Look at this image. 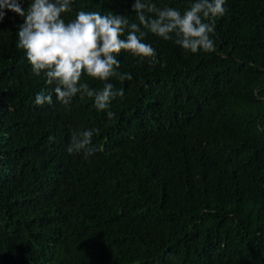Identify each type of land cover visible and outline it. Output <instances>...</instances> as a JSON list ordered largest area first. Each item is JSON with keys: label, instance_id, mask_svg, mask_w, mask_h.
I'll use <instances>...</instances> for the list:
<instances>
[{"label": "trees", "instance_id": "1", "mask_svg": "<svg viewBox=\"0 0 264 264\" xmlns=\"http://www.w3.org/2000/svg\"><path fill=\"white\" fill-rule=\"evenodd\" d=\"M183 13L195 0H151ZM29 0H23L27 9ZM134 0H74L124 14ZM215 51L151 33L159 64L122 52L124 96L106 112L47 91L17 47L24 18L0 22V264H264V0H226ZM161 65H166L162 67ZM90 87L102 82L84 77ZM99 129L94 155L72 130Z\"/></svg>", "mask_w": 264, "mask_h": 264}, {"label": "clouds", "instance_id": "2", "mask_svg": "<svg viewBox=\"0 0 264 264\" xmlns=\"http://www.w3.org/2000/svg\"><path fill=\"white\" fill-rule=\"evenodd\" d=\"M22 3L0 0V22L7 11L24 18L17 47L25 51L32 73L43 74L50 86L35 95V104H52L55 95L59 104L68 106L79 95L81 100L93 99L94 108L106 112L109 120L115 116L110 110L113 100L124 96V90L109 81L132 79L130 73L119 71L117 57L122 52L153 67L159 64L156 49L144 42L148 33L166 41L174 39L176 45L193 54L214 52L215 19L227 11L226 0H195L183 13L173 7L159 8L151 0H134L131 11L137 23L124 14L85 10L66 19L73 12L74 0H29L27 9ZM84 77L102 82V89L90 87ZM99 131L72 130L68 153L83 152L86 159L94 155L93 136Z\"/></svg>", "mask_w": 264, "mask_h": 264}]
</instances>
